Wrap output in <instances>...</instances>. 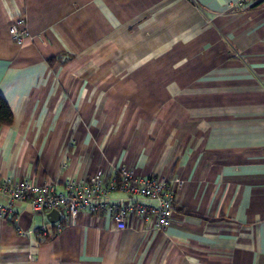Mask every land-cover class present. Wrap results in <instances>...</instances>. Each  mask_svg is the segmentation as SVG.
Listing matches in <instances>:
<instances>
[{"label":"crops","instance_id":"1","mask_svg":"<svg viewBox=\"0 0 264 264\" xmlns=\"http://www.w3.org/2000/svg\"><path fill=\"white\" fill-rule=\"evenodd\" d=\"M234 1L0 0V177L182 180L164 231L17 201L0 264H264V0ZM18 15L41 41L10 39Z\"/></svg>","mask_w":264,"mask_h":264},{"label":"built area","instance_id":"2","mask_svg":"<svg viewBox=\"0 0 264 264\" xmlns=\"http://www.w3.org/2000/svg\"><path fill=\"white\" fill-rule=\"evenodd\" d=\"M244 1L235 0L228 6H242ZM8 32L17 45H22L26 38L42 40L40 35L30 36L23 15L16 16L9 23ZM181 184L182 180L178 177L143 176L127 167L118 168L109 177L102 172H94L77 181H66L62 190H58L54 183L0 177V194L6 198V202H0V217L13 214L15 202L26 201L36 213L57 210L60 222L74 219L82 211L99 212L109 213L118 229H124L128 221L135 217L144 222L145 228L164 231L171 223L175 195ZM113 193H121L122 196L113 197ZM16 233L44 238L49 235V230L46 224H42L31 229L17 227Z\"/></svg>","mask_w":264,"mask_h":264},{"label":"trees","instance_id":"3","mask_svg":"<svg viewBox=\"0 0 264 264\" xmlns=\"http://www.w3.org/2000/svg\"><path fill=\"white\" fill-rule=\"evenodd\" d=\"M11 121L12 111L5 99L0 95V126L7 125Z\"/></svg>","mask_w":264,"mask_h":264},{"label":"water","instance_id":"4","mask_svg":"<svg viewBox=\"0 0 264 264\" xmlns=\"http://www.w3.org/2000/svg\"><path fill=\"white\" fill-rule=\"evenodd\" d=\"M47 216L51 222H54L58 219L59 213L57 210H51L47 213Z\"/></svg>","mask_w":264,"mask_h":264}]
</instances>
